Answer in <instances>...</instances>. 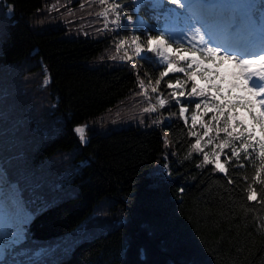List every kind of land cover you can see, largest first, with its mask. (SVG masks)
<instances>
[{"label": "trees", "instance_id": "trees-1", "mask_svg": "<svg viewBox=\"0 0 264 264\" xmlns=\"http://www.w3.org/2000/svg\"><path fill=\"white\" fill-rule=\"evenodd\" d=\"M49 1L6 0L14 5V16L12 20L0 19V156L10 160V178L19 182L25 209L32 213L24 245L32 252L18 256L20 264H264V171L254 179L256 170L264 169L259 146L249 141L252 146L245 160L239 141L232 142L218 131L224 116L219 124L213 121L215 109L202 106L193 126L195 110L190 108L186 113L185 124L178 106L169 101L159 111L167 119L158 120L153 113L143 111L136 68L117 56L109 60L102 57L113 52L119 36L143 39L147 34L163 33L167 38L168 32L180 27L175 18L165 16L167 9L176 6L169 0H163L162 6L151 1L136 4L117 0L123 18L132 17L131 24L118 34L103 30V37L97 39H67L61 35L64 30L38 32L30 26L37 11ZM138 18L140 24L135 23ZM152 55L148 53V57ZM138 60L157 87L155 80L163 68L153 75L145 60ZM205 66L220 78L201 80L221 89L219 100L213 101L211 94L216 87H209L205 102L209 106L221 101L242 104L225 84V75H229L226 62L218 69L212 64L202 68ZM37 75L40 80L49 79L40 87V97L33 94L35 83L12 86L20 77ZM170 76L182 82L186 79L182 73ZM167 79L158 86V94L165 98L170 91L164 87ZM190 88L191 81L186 90ZM129 97L135 102L134 115L144 121L142 125L118 123L106 133L100 126L98 131H88L86 143H79L76 127L100 125L106 114ZM18 99H25L28 108L20 109ZM48 106H54L51 115L46 114ZM241 110L248 114L244 106L224 112L232 111L247 121ZM58 113L65 122L38 137L41 126H50L51 116ZM236 123L233 121L229 129ZM37 125L38 130H33ZM253 131L259 138L260 126ZM197 136L203 152L190 147ZM225 141L238 148L239 159H227L229 149L216 147ZM214 152L221 153L223 173L215 163H203V153L215 161ZM63 155H68L73 165L57 189L63 170L55 171L51 162ZM165 164L167 170L163 169ZM38 175L42 178L35 180ZM249 185L255 191L253 201L247 200ZM103 212L110 220H118V225L87 236L88 224Z\"/></svg>", "mask_w": 264, "mask_h": 264}, {"label": "snow or ice", "instance_id": "snow-or-ice-1", "mask_svg": "<svg viewBox=\"0 0 264 264\" xmlns=\"http://www.w3.org/2000/svg\"><path fill=\"white\" fill-rule=\"evenodd\" d=\"M100 4H105L107 0H99ZM154 3L163 5V0H152ZM169 3L175 5V8H169L165 11V16H171L179 23L180 27L177 31L168 32L167 38L164 34L152 36L147 34L143 37L133 36L131 39V47L137 57L145 60L149 70L153 75L156 74L159 68V74L155 80L157 87H152V93H158V86L161 85L165 77L168 79L164 82V87L168 90V98L157 95V101L161 108H165L171 101L175 106H178L179 117L184 119L187 124L188 117L186 113L194 109L191 115L192 125L195 126L199 110L203 106L209 111L215 109L211 119L217 124L220 122V116H224L222 130L230 141H239V148L244 149V158H249L248 142H254L259 146V158L264 164V0H169ZM0 5L6 11L3 13L5 20H12L14 16V5H9L6 0H0ZM122 6L113 4L115 19L113 25L118 28L121 26L120 12ZM109 10L105 8L104 17L107 18ZM159 17L157 16V19ZM129 23L132 22V17L128 16ZM261 37L259 45L254 42L255 31ZM175 45V47H173ZM124 46L121 41L117 44V50ZM148 53H152L148 57ZM147 57V58H146ZM116 59V57H112ZM122 61L125 57L120 58ZM126 59L131 61L132 56H126ZM231 61L235 67L240 69L238 73H233L237 78L243 77L244 90L250 96L257 97L255 101L249 99L242 104L231 103L229 101H221L219 105L215 102L209 106L205 101L209 100L208 88L216 87V92L211 94L213 101L219 100L217 95L221 89L217 85L209 84L201 86L197 80L200 79H219L215 71L210 72L207 66L202 68V65L212 64L218 69L223 62ZM183 62V66H181ZM259 65V69L252 71L253 66ZM182 73L186 78L183 82L180 79H174L170 74ZM140 73L137 72L139 78ZM253 77L257 80L253 81ZM191 81L190 91L186 90L187 83ZM248 81H253L252 85H248ZM240 85L233 84L231 87H239ZM141 94L147 96L146 92ZM193 98H200L194 100ZM257 105L261 109L258 114L255 113ZM240 106L247 108L250 115L251 126L241 117L233 115L232 111L225 114L224 109H237ZM146 113L156 111L154 105L143 109ZM167 118H165L166 120ZM233 121H237L235 125L229 129V125ZM159 123V122H157ZM256 125L260 126V135L254 133L253 129ZM165 126H167L165 124ZM76 133H84L85 128L76 127ZM235 133V135H234ZM204 136L208 135L207 128L204 129ZM190 136H196L195 132H190ZM82 142H87L83 135L80 136ZM191 149L203 152L201 147V138L197 136L194 143L191 144ZM219 149L228 148L229 153L227 159L232 157L239 159L238 148L232 147L231 142L225 141L216 145ZM253 150H255L253 148ZM215 161L209 158L208 153H203V163H215L216 169L220 172H225L224 164L220 163V152H214ZM10 160L0 156V264H20L17 260L18 256H28L32 249L24 247L29 232L30 217L32 213L25 209L22 189L19 182L12 181L7 165ZM200 165H197L199 167ZM168 164L163 165V169H168ZM264 169L256 170V178L260 177ZM150 175H155L152 173ZM231 183V181H229ZM256 199L255 191L249 185L247 188V200L253 201ZM142 249L140 252L142 253ZM35 264V261H32Z\"/></svg>", "mask_w": 264, "mask_h": 264}, {"label": "rangeland", "instance_id": "rangeland-1", "mask_svg": "<svg viewBox=\"0 0 264 264\" xmlns=\"http://www.w3.org/2000/svg\"><path fill=\"white\" fill-rule=\"evenodd\" d=\"M77 1V2H76ZM117 0H107L105 4H100L99 0H50L49 4L46 7H43V9H39L37 13L35 14L32 22H30V26L38 32H41L45 29H61L64 30V32L61 34L64 38L70 39V38H77V37H93L95 39L103 37V30L108 34L116 33L118 34L120 30L123 29V27L128 23L127 19H124L121 15V26L119 28L116 25L112 24V21L115 19V12L113 11V4H116ZM152 0H133L134 3L139 4L141 2H146ZM105 8L109 10L107 18L104 17L103 13ZM5 9L3 6L0 5V19H3V13ZM141 20L138 18L135 23L140 24ZM133 23V24H135ZM2 31V25L0 23V33ZM131 39L132 38H124L122 36H119L115 43H113L112 51L106 54L102 57H107L106 59H111L112 57H125L123 60L124 62H129L130 65L136 68L137 72L140 73L139 80H140V91L146 92L147 96L142 94L145 108L149 107V105H154L156 108V111L153 112L155 116L158 117V120H164L165 117L161 116L159 114L160 106L157 101V95L158 93H152L151 88L155 87L154 83L151 82L147 78V75L145 72L140 68L139 66V57H137L131 47ZM121 41L124 42V46L121 47L119 50H117V44H119ZM126 56H132L133 59L131 61L126 59ZM101 57V60L103 61ZM97 60L96 62L99 64L102 61ZM121 60V59H120ZM122 61V60H121ZM259 65L253 66L251 69L252 71L258 70ZM22 68V67H21ZM15 73H17V69H12ZM240 69L236 68V73H238ZM44 73L46 74V70L44 69ZM3 76H5V72L2 73ZM243 79V77H241ZM198 82L201 86H207L206 82H204L201 79H198ZM244 80V79H243ZM257 78L253 77V81H256ZM43 81V82H42ZM49 79L48 76L45 77V79L40 80V77L37 76H28L26 78H18L12 83V86L15 85H21L26 86L30 83H35V89L33 91L34 95L41 96L40 95V87H43L44 83L45 85L48 83ZM253 81H248V85L251 86ZM42 82V83H41ZM242 83L237 82V85H240L238 88L242 90V94L246 99H251L255 101L258 99L257 97H252L250 94L244 90V87L240 84ZM17 106L20 109H26V100L25 99H18L17 100ZM39 107V104L37 105ZM258 106V105H257ZM54 106H48L49 112H47V115H51L53 112ZM31 108V106L29 107ZM134 108H135V102L133 101L132 97H129L128 100L120 103L116 109L111 110L108 114L105 115L103 118V121L100 125H83L80 127L85 128L84 133H76L79 143L84 144L85 142H82L80 139V136L83 135L87 141V135L88 131L90 129H93L94 131H98L100 126H103L100 130L103 133H106L107 129H114L116 128V124L118 123H125L124 126H129L130 124H143V119H137V117L134 115ZM261 110V109H260ZM21 111V110H20ZM29 113V112H28ZM40 116V115H39ZM46 116V115H45ZM49 118V116H46ZM52 124L50 126L40 128V133L38 137L43 136L51 127L56 128L58 125H62L65 122V118L60 114H55L51 116ZM29 122L33 121V118L28 119ZM39 125V124H38ZM38 125L33 129H37ZM92 127V128H91ZM32 130V131H33ZM38 130V129H37ZM24 132H27L26 130H23ZM31 132V131H28ZM27 132V133H28ZM51 165L55 167V171L57 168L62 169L63 172L60 173L59 178L57 179L58 182L60 180L59 186L57 189H59L60 185L65 182L66 175L71 171V167L73 164L69 163V156L63 155L59 156L56 160L51 162ZM61 167V168H60ZM38 173V172H37ZM42 178L41 175H38L35 180ZM33 181V180H32ZM56 187V186H54ZM58 192V191H57ZM44 193L47 195H52L51 193L44 191ZM62 196H60L61 198ZM30 219V218H29ZM118 220L114 222V220H110L109 216L103 212L101 214L97 215V219L92 220L86 229V234L88 235H98L101 233H105L106 231H109L114 225H118Z\"/></svg>", "mask_w": 264, "mask_h": 264}]
</instances>
